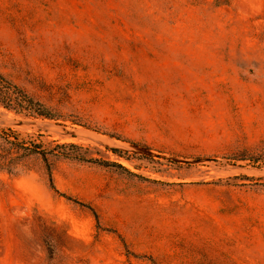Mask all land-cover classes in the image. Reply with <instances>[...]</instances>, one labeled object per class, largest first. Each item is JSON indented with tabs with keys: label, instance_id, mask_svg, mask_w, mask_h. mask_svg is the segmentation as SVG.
Instances as JSON below:
<instances>
[{
	"label": "rangeland",
	"instance_id": "rangeland-1",
	"mask_svg": "<svg viewBox=\"0 0 264 264\" xmlns=\"http://www.w3.org/2000/svg\"><path fill=\"white\" fill-rule=\"evenodd\" d=\"M0 74V264H264V0H0Z\"/></svg>",
	"mask_w": 264,
	"mask_h": 264
},
{
	"label": "trees",
	"instance_id": "trees-1",
	"mask_svg": "<svg viewBox=\"0 0 264 264\" xmlns=\"http://www.w3.org/2000/svg\"><path fill=\"white\" fill-rule=\"evenodd\" d=\"M8 82L5 80V78L0 74V102L4 103L6 106H12V101L13 98H18V97H12V93H11V87L9 85H7ZM10 84V83H9ZM21 94L20 96H22L25 100L28 101V103L30 104H34V101L32 99H30L24 92L19 91ZM38 111L44 113V111H41L40 109H37ZM116 152L117 150L114 149ZM121 166V165H119Z\"/></svg>",
	"mask_w": 264,
	"mask_h": 264
}]
</instances>
